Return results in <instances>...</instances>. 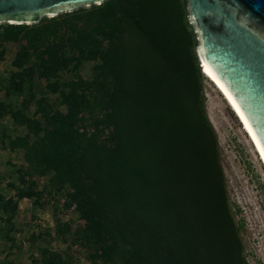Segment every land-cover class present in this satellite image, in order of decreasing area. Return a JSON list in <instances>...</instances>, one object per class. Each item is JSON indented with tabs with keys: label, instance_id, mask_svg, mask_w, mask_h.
I'll use <instances>...</instances> for the list:
<instances>
[{
	"label": "trees",
	"instance_id": "obj_1",
	"mask_svg": "<svg viewBox=\"0 0 264 264\" xmlns=\"http://www.w3.org/2000/svg\"><path fill=\"white\" fill-rule=\"evenodd\" d=\"M103 2L86 14L98 36L84 37L89 48L80 55L99 58L108 135L98 141L89 134L81 150V136H68L83 98L72 91L63 98L71 108L55 113L44 132L53 150L48 143L32 161L53 167L69 185V201L85 220L83 240L105 239L108 215L138 263L245 264L182 22L185 0ZM35 68L49 72L44 63Z\"/></svg>",
	"mask_w": 264,
	"mask_h": 264
},
{
	"label": "rangeland",
	"instance_id": "obj_2",
	"mask_svg": "<svg viewBox=\"0 0 264 264\" xmlns=\"http://www.w3.org/2000/svg\"><path fill=\"white\" fill-rule=\"evenodd\" d=\"M102 2L44 16L36 23H0V264H141L131 256L130 239L106 214L105 239L96 245L83 240L85 220L69 201V185L53 167L39 166L31 159L35 153L39 157L48 143L53 150L44 132L55 113L65 114L71 108L63 98L72 91L83 98L68 136L74 131L81 136L76 139L81 150L89 134L98 141L108 135L101 99L106 84L99 82L96 71L99 58L80 55L89 48L83 45L85 38L98 36L93 25L85 23L86 14ZM182 22L196 63L194 33L186 17ZM12 26H20V31L14 34ZM42 63L48 74L35 70ZM200 87L241 255L245 264H264L263 168L215 88L202 76Z\"/></svg>",
	"mask_w": 264,
	"mask_h": 264
},
{
	"label": "water",
	"instance_id": "obj_3",
	"mask_svg": "<svg viewBox=\"0 0 264 264\" xmlns=\"http://www.w3.org/2000/svg\"><path fill=\"white\" fill-rule=\"evenodd\" d=\"M102 1L0 0V23H36ZM185 11L197 62L223 91L264 161V0H185Z\"/></svg>",
	"mask_w": 264,
	"mask_h": 264
},
{
	"label": "bare ground",
	"instance_id": "obj_4",
	"mask_svg": "<svg viewBox=\"0 0 264 264\" xmlns=\"http://www.w3.org/2000/svg\"><path fill=\"white\" fill-rule=\"evenodd\" d=\"M50 16V15H47ZM199 64V69L200 72L202 74V76L213 86V88H215V91H217V93L220 95V97L222 98L223 102L226 104V107L229 108V111L234 115V117L236 118L241 130L243 131V133L245 134L246 138L248 139L253 152L257 158V160L259 161L261 167L263 168V173H264V161L251 137V135L249 134V132L247 131L246 127L244 126L243 122L241 121L240 117L238 116V114L236 113L235 109L233 108V106L231 105V103L229 102V100L227 99V97L225 96V94L223 93V91L219 88V86L216 84V82L212 79V77L207 73V71L205 70V68L203 67L201 61L198 62Z\"/></svg>",
	"mask_w": 264,
	"mask_h": 264
}]
</instances>
